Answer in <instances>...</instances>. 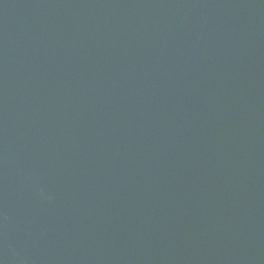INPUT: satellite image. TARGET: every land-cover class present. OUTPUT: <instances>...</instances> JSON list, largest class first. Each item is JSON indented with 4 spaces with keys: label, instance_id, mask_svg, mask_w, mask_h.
I'll return each instance as SVG.
<instances>
[{
    "label": "water",
    "instance_id": "obj_1",
    "mask_svg": "<svg viewBox=\"0 0 264 264\" xmlns=\"http://www.w3.org/2000/svg\"><path fill=\"white\" fill-rule=\"evenodd\" d=\"M0 264H264V0H0Z\"/></svg>",
    "mask_w": 264,
    "mask_h": 264
}]
</instances>
